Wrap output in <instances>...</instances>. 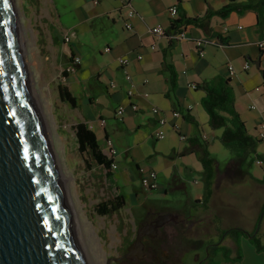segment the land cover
Instances as JSON below:
<instances>
[{"label": "crops", "instance_id": "crops-1", "mask_svg": "<svg viewBox=\"0 0 264 264\" xmlns=\"http://www.w3.org/2000/svg\"><path fill=\"white\" fill-rule=\"evenodd\" d=\"M96 1L98 3H95ZM231 1L130 0L135 15L130 20L133 29L129 30L125 27L128 20V10L122 5L120 0H80L79 4L82 7L77 9L79 13L76 14L77 17L74 19V31L77 32L76 34H79L80 27L87 26L89 28L90 24L91 26H99L101 31H108V40L103 51V55L107 56V60L105 59V63L97 71H94L95 73L90 72L88 78L89 82L95 79V90L104 86L106 93L103 90H99L98 93L89 94L86 93V90H83L82 102L93 108V115L92 118L90 116L91 120L82 116L81 121H79L85 122L90 126L96 133L101 146L106 137L111 138L114 142L115 140L125 141L126 138H131L134 133L137 134L136 138L138 139L142 133L143 141L150 139L151 135L157 130L156 116L151 112L154 107L163 112L167 119L164 131L169 133L170 140L178 136L174 130V127L178 125L181 128V132L187 135V142L190 143V140L198 139L201 142L209 143L217 136L214 133L215 130L209 126V116L201 104L205 93L202 90H193L190 85L202 84L204 81L216 76H225L231 79L236 96V107L245 121L249 133L255 135L256 129L262 122V114L264 113V48L259 46L261 40L264 39V30L263 33L259 31V18L255 11L249 10L242 13L234 11L226 18L213 17L210 24L213 34L211 36L206 35L201 29L196 27H187L184 31L185 37L181 41L175 42L174 47L168 51L177 72L176 97L180 113L182 114L180 118L173 116V112L176 110L173 108L172 101L166 97L169 88L168 75L163 72L164 51L168 50L171 39L168 36H156L151 32L152 28L159 25L168 29L171 20L180 16V11L185 12L188 17H200L209 8L218 10ZM246 1L236 0V3L244 4ZM172 6H177L178 8V16L175 18H172L169 14V8ZM64 34L69 35L68 32ZM60 36V32L57 31V37L59 38ZM219 36L226 39L227 42L222 44ZM199 42H202L201 47H198ZM152 46L155 48L153 49ZM107 48H109V51H106ZM65 52L67 55L71 52L70 59L72 53L80 57L82 54L79 46L75 43L74 48L70 46V49L65 50ZM139 55L142 56L141 60L137 59ZM122 58L130 60V64L126 68H123L120 64V59ZM246 64H249V69L247 70L244 69ZM228 66L234 68V75H230ZM85 69L82 63L77 68L76 73L68 78V83L74 79V86L78 84L83 86L79 82V76L83 75ZM126 72L132 77L135 86V94L132 98L127 95L131 87L125 79ZM68 83L66 86L69 89ZM73 96L77 99V108L74 109H78L80 100L75 95ZM255 100L260 101V106L253 102ZM131 103L136 104L139 107V111H133L130 107ZM197 103H200V105H197ZM119 106L126 108L125 115L121 118L116 115V110ZM188 106H191L192 109L189 110ZM251 106L256 108L252 109ZM185 112L194 117L197 122L196 126L184 120L183 113ZM102 120L105 121V126H102ZM96 126L102 131V139H100L94 129ZM144 130L147 134H144ZM142 140L138 139V141ZM151 140L153 139L151 138ZM114 144L121 157L122 151H120L116 142ZM124 147V153L130 161V166L126 172L120 169L119 173L113 172L112 181L114 184L118 183V179H126L127 182H130V180L133 181L135 178H140L138 171L133 165L140 164L142 166L145 159L152 156L151 154L145 155L139 143L133 147L126 144ZM137 151L140 152L138 156L135 153ZM173 152L179 155L181 153V151H176V149H173ZM186 154L195 155L201 164L197 152L189 150ZM183 168L184 171L188 172L197 171L196 168L190 165H185ZM175 170L177 171V178L184 181L185 176L176 161L170 160L165 169L155 170L158 173V179L160 180L162 177L163 181L166 182V185H160L159 181L158 190L164 186L165 192H168L167 183ZM218 170L219 166H216L213 197L208 204V208L202 209L203 206L200 204V207L193 211V218L199 220L196 224L201 226V222L204 224L213 222L216 231L214 236L219 235L218 229L242 228L252 231L257 223L264 200L259 201L258 208L252 218L253 222L248 226L227 225L223 223L222 216L216 210L211 211V204L217 188H220L221 185V190L228 191L232 185L216 184ZM199 171L203 173V167L199 168ZM249 188L251 190L256 188L264 189V184H250ZM235 193L236 191H233L232 195ZM227 195L228 198H233L231 194L227 193ZM203 199L204 194L198 195V201L202 202ZM189 204H191V201ZM162 209H165V207ZM206 214L212 215L209 217ZM228 240L226 239V241ZM231 242L234 241L231 240ZM240 243L241 250L246 244L244 254L241 251V264H264V253L256 251L248 238L242 237ZM223 244L233 250L232 256H236L237 247L235 245ZM245 249L247 250L246 253ZM217 259L221 264H237L221 261L220 255L217 256Z\"/></svg>", "mask_w": 264, "mask_h": 264}, {"label": "rangeland", "instance_id": "rangeland-1", "mask_svg": "<svg viewBox=\"0 0 264 264\" xmlns=\"http://www.w3.org/2000/svg\"><path fill=\"white\" fill-rule=\"evenodd\" d=\"M13 1L31 86L35 97L37 93L41 99L45 114L44 121L47 123L49 131L47 134L51 138L54 154L56 153L55 158L58 157L57 164L60 173L66 178H72L66 188V194L70 204H73L74 216L79 225L81 236L84 237L81 242L85 252L95 264H106L107 258L117 259L113 260L111 264H156V262L151 263L149 259H145V255L141 258L142 260L123 256L130 251L134 243L138 219L144 213V209L149 207V205L142 204L147 191L142 189L140 178H135L130 182H127L126 179H118V183L114 186L106 178V170L97 166L90 154L80 153L77 147L75 125L81 121L82 116L91 120L93 115V108L82 102L83 90L89 94L98 93L99 90L106 93L104 86L95 90V79L89 82L88 78L90 72L95 73L94 71H97L105 63V59L107 60L103 51L108 40V31H101L99 26H91L90 24L89 28L87 26L80 27L79 34H76L74 19L79 13L77 9L82 7L79 4L80 0ZM57 31L61 34L59 38ZM65 32L69 33L70 42L65 41ZM74 43L80 48L82 63L86 68L83 75L79 76V82L83 86L79 84L74 86V79L68 83V79L65 81L61 77L63 68L71 60V52L67 55L65 50H69L70 46L74 48ZM67 83L71 93L80 100L78 109H74L70 104L63 102L60 97L59 85H66ZM253 102L260 106L259 100ZM38 105L41 110L39 101ZM94 129L102 139L101 129L97 126ZM145 130L143 132L147 134ZM214 133L217 137L209 142V151L218 161L219 170L216 184L232 185L228 191L221 190V185L220 188H217L211 204V211L216 210L222 216L223 223L227 225L248 226L253 222L252 218L258 208L259 201L264 200V189L251 190L249 188L250 184H264L262 182L264 164L255 160L251 167L245 166L243 170L239 169L237 165L229 168L232 153L220 141L223 130L218 129ZM136 135L135 133L132 134L131 138H126L125 141L115 140L118 148L122 151V156L118 157V169L114 173H119V169L126 172L130 166V161L124 153V146L128 144L133 147L139 143L145 155H152L145 159L142 166L160 171L166 168L170 160L176 161L185 176L184 183L187 187L186 190L171 187L168 192H165L163 186L158 191H149L147 192L148 201L155 203L159 208L171 207L173 209L184 208L190 201L196 203L198 195L204 194V181L203 173L199 171L202 166L198 159L195 155L186 154L187 149L190 148V143L181 141L179 136L170 140L167 131L165 138L158 141H153L151 138L143 141L142 133L138 138L142 141H138ZM173 149L181 151L180 155L175 154ZM135 153L137 156L140 154L139 151ZM258 153L264 154V141L259 144ZM185 165H190L197 171L194 168L195 171H184ZM174 174L177 175L176 170ZM159 181L160 185H166L162 177ZM118 191L125 195L127 207L110 216L98 215L95 211L96 205L113 198ZM233 191L236 193L232 195ZM227 193L231 194L233 198H228ZM211 215L206 214L209 217ZM206 224L207 228H202V232L206 229V237L209 240L210 236L216 235V231L213 222ZM165 231L163 240L169 243L170 230L166 227ZM261 236L264 243V219ZM227 239L229 242L225 240L223 243L235 245V242H231V238ZM250 244L253 245L251 242ZM244 247L241 250L243 254ZM170 253L166 254L167 257L170 256ZM164 255V252L157 255L160 260L159 264H164L165 261L170 264V260ZM118 258H120L119 261ZM220 258H222L221 261L224 260L222 254ZM224 262L226 261L224 260ZM234 263L241 264V260Z\"/></svg>", "mask_w": 264, "mask_h": 264}, {"label": "water", "instance_id": "water-1", "mask_svg": "<svg viewBox=\"0 0 264 264\" xmlns=\"http://www.w3.org/2000/svg\"><path fill=\"white\" fill-rule=\"evenodd\" d=\"M47 132L14 1L0 0V264H89L66 194L72 178L61 175ZM172 218L168 213L157 227ZM136 250L145 255L137 243L125 257L137 256Z\"/></svg>", "mask_w": 264, "mask_h": 264}, {"label": "trees", "instance_id": "trees-1", "mask_svg": "<svg viewBox=\"0 0 264 264\" xmlns=\"http://www.w3.org/2000/svg\"><path fill=\"white\" fill-rule=\"evenodd\" d=\"M253 10L258 14L259 18V31L263 33L264 30V0H247L244 4L236 3L232 0L224 7L214 10L209 8L206 13L200 17H188L185 12L180 11V16L177 19H172L169 28L167 29V36L172 37L179 33L184 32L187 27H196L201 29L206 35L211 36V20L215 16L226 18L230 13L237 11L239 13ZM171 39V38H170ZM222 44L227 42L226 39L219 36ZM175 40L171 39L168 50L164 51L163 72L168 75L167 81L169 84L166 97L172 101L174 110L180 112L177 102V72L174 68L173 61L169 55V50L174 47ZM74 54L72 53L71 56ZM65 77H69L64 73ZM198 90H202L205 95L202 98L201 104L209 116V126L213 130L222 129L223 133L220 137L221 143L229 148L232 153V158L229 168L237 165L241 170L245 166L251 167L256 160L264 164V154L258 153V146L262 142L251 135L246 127L245 121L242 119L237 107L236 96L231 79L225 76H216L212 79L204 81L202 84L197 85ZM59 93L63 102L70 104L73 108H77V99L72 95L66 85H59ZM183 118L187 122L197 125L196 120L188 112L183 113ZM75 137L77 147L80 153H88L92 156L96 165L106 170L105 176L112 181L113 172L111 166L112 159H109L102 150L96 133L85 122H79L75 125ZM195 151L198 153L199 160L203 167V181H204V199L203 208L207 209L208 204L213 197V182L216 176V166L218 161L212 156L209 151V143L197 140H190V148L187 151ZM253 156V157H251ZM138 171L140 164L134 165ZM249 174V172L247 171ZM264 182V178L263 181ZM171 187L186 190V184L173 174L167 183V189ZM126 197L123 193L119 192L113 198L98 203L95 211L100 216H110L126 208ZM264 219V203L261 207V212L258 217L255 228L252 231H247L242 228H231L227 230L218 229L221 234V240L231 238L237 247L236 256L233 255V250L228 246L221 244L215 246L213 256L209 264H221L217 259L218 255H223L227 263H234L242 260L241 243L242 237L248 238L254 245L256 251L264 253V243L261 236V228Z\"/></svg>", "mask_w": 264, "mask_h": 264}, {"label": "flooded vegetation", "instance_id": "flooded-vegetation-1", "mask_svg": "<svg viewBox=\"0 0 264 264\" xmlns=\"http://www.w3.org/2000/svg\"><path fill=\"white\" fill-rule=\"evenodd\" d=\"M142 204H146V199ZM152 204L144 209V213L138 219L134 243L130 251L135 249L137 243H140L143 245L145 259H149L151 263L156 262V264L160 263L157 255L163 252L165 255L171 252L170 256L166 255L170 264H190L191 262L193 264H209L210 260L215 258L213 256L215 246L223 243L227 238L221 240L219 233L217 236H210V239L207 240L206 229L202 232V228H207V224L203 222H201V226L196 224L199 220L193 218V211L200 207V204L203 206V201H196V203L193 202L179 209L171 207L162 209L163 207L159 208L154 203ZM202 209L204 208L202 207ZM168 213H173L175 218H172L164 227L158 228L157 223ZM152 227L157 228L155 234ZM166 227L170 230L169 243L163 240ZM135 252L137 256L133 257L142 260L139 257V250ZM123 256L125 257V255ZM164 264H167L166 261Z\"/></svg>", "mask_w": 264, "mask_h": 264}, {"label": "built area", "instance_id": "built-area-1", "mask_svg": "<svg viewBox=\"0 0 264 264\" xmlns=\"http://www.w3.org/2000/svg\"><path fill=\"white\" fill-rule=\"evenodd\" d=\"M122 2V5L127 8L128 13H127V18L128 20L126 21L125 27L126 29H133V25L131 23V19L133 18V16L135 15V11L131 5L130 0H120ZM95 3H98L97 1ZM169 14L172 18H175L178 16V8L177 6H172L169 8ZM151 32L153 34H155L156 36H167V29L161 25L156 26L154 28H152ZM185 37L184 32L179 33L175 36L170 37L171 39L175 40L176 42L181 41L183 38ZM65 41L66 42H70V37L67 34L65 37ZM202 46V42L198 43V47ZM260 48H264V39L261 40V42L259 43ZM152 48L154 49L155 47L152 46ZM106 51H109V48L106 49ZM138 60L142 59V56H137ZM82 63V59L80 56H76L74 55L71 60L66 64V66L63 68L62 71V79L63 80H67L71 75L75 74L77 71V68L79 66H81ZM120 64L123 68H126L127 66H129L130 64V60L127 58H122L120 59ZM244 69L247 70L249 69V64H246L244 66ZM228 71L230 73V75H234V68L232 66H228ZM64 73H66L69 77H65ZM125 79L126 81L130 84L131 89L128 90L127 95L132 98L134 96V84H133V80L132 77L130 76V74L128 72H126L125 74ZM114 86V84H112ZM190 87L193 90H197V85L196 84H191ZM197 105H200V103H197ZM130 107L133 111H139V107L134 104L131 103ZM252 109H255V106H251ZM188 109H192L191 106H188ZM126 112V108L123 106H119L116 110V115L118 117H123L125 115ZM151 112L156 116V124H157V130L151 135V138L154 141H158V140H162L165 138L166 133L164 131V127L167 124V119L164 116L163 112H161L158 108L154 107L151 109ZM173 116L180 118L182 117V114L178 111H174L173 112ZM102 126H105V121L102 120L101 121ZM174 130L177 132L179 138L181 141H187L188 137L186 134H183L181 132V128L180 126L176 125L174 127ZM255 136L258 140L260 141H264V113L262 114V122L260 123V125L258 126V128L256 129L255 132ZM102 150L103 153L109 158L113 160L112 166H111V171L115 172L118 169V165H117V157L119 156L118 150L114 144V141L111 138H104L103 141V145H102ZM138 174L141 180V186L142 189H144L145 191L149 192V191H156L159 188V179H158V173L151 168H146L144 166H140L139 170H138Z\"/></svg>", "mask_w": 264, "mask_h": 264}, {"label": "bare ground", "instance_id": "bare-ground-1", "mask_svg": "<svg viewBox=\"0 0 264 264\" xmlns=\"http://www.w3.org/2000/svg\"><path fill=\"white\" fill-rule=\"evenodd\" d=\"M32 84V83H31ZM32 91H33V88H32ZM33 96L35 97V94H34V92H33ZM36 97L38 98V101H39V104L41 105V113H42V115H43V117L45 118V114L43 113V109H42V103H41V99L39 98V95L36 93ZM35 97V99H36V101H37V98ZM38 101H37V106H38V108H39V105H38ZM40 109V108H39ZM48 130V129H47ZM48 135V134H47ZM48 138H49V141H50V137L48 136ZM51 145H52V143H51ZM52 148H53V146H52ZM53 152H54V149H53ZM56 154V153H55ZM54 154V155H55ZM58 163V157L56 158V164ZM58 165V164H57ZM59 167V166H58ZM60 170V169H59ZM63 176V175H62ZM64 177V176H63ZM64 178H66V177H64ZM71 206H72V209H73V204L71 203ZM73 212H74V210H73ZM74 220L76 221V219H75V216H74ZM81 238H84L83 236H81ZM83 243H84V240H83ZM86 255H87V258H88V261H89V264H95L92 260H91V258H90V256L88 255V253H86Z\"/></svg>", "mask_w": 264, "mask_h": 264}, {"label": "snow or ice", "instance_id": "snow-or-ice-1", "mask_svg": "<svg viewBox=\"0 0 264 264\" xmlns=\"http://www.w3.org/2000/svg\"><path fill=\"white\" fill-rule=\"evenodd\" d=\"M5 3H7V0H5Z\"/></svg>", "mask_w": 264, "mask_h": 264}]
</instances>
